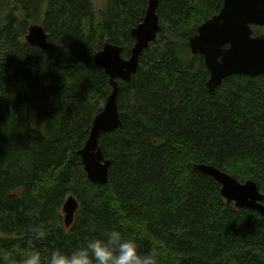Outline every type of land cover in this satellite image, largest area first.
<instances>
[{
    "label": "trees",
    "instance_id": "obj_1",
    "mask_svg": "<svg viewBox=\"0 0 264 264\" xmlns=\"http://www.w3.org/2000/svg\"><path fill=\"white\" fill-rule=\"evenodd\" d=\"M223 2L159 0L158 39L131 82L119 81L121 125L99 136L110 161L102 186L79 154L112 92L94 57L106 43L131 55L149 0H0V264L32 249L70 252L110 229L156 250L158 264H264V217L228 204L194 168L212 165L264 194V74L230 76L211 92L189 45ZM35 25L50 51L27 42ZM70 196L79 210L66 228Z\"/></svg>",
    "mask_w": 264,
    "mask_h": 264
},
{
    "label": "water",
    "instance_id": "obj_2",
    "mask_svg": "<svg viewBox=\"0 0 264 264\" xmlns=\"http://www.w3.org/2000/svg\"><path fill=\"white\" fill-rule=\"evenodd\" d=\"M158 4L159 0H149L144 20L132 30L135 45L128 58L123 57L121 46L110 43L94 57L95 64L109 75L112 87L103 111L93 121L85 147L79 152L87 177L94 184L108 183L110 161L102 154L99 136L103 132H115L121 125L117 102L119 81L131 82L143 52L157 41L161 31ZM253 27L264 28V0H224L220 12L204 22L190 38L192 54L203 56L210 72L206 84L209 91H215L233 75L257 77L264 74V34L255 35ZM26 40L44 51L53 48L41 26H32ZM194 168L220 183L221 194L228 204L256 210L264 217V194L255 182L241 183L209 164H197ZM78 210L79 202L70 196L63 207L66 228L72 226Z\"/></svg>",
    "mask_w": 264,
    "mask_h": 264
},
{
    "label": "clouds",
    "instance_id": "obj_3",
    "mask_svg": "<svg viewBox=\"0 0 264 264\" xmlns=\"http://www.w3.org/2000/svg\"><path fill=\"white\" fill-rule=\"evenodd\" d=\"M32 232L36 239L46 237L41 227L33 228ZM3 260L14 264L7 256ZM20 264H158V253L154 249L142 252L135 239L120 230L110 229L99 237L87 239L70 252L55 249L42 257L38 249H32L24 254Z\"/></svg>",
    "mask_w": 264,
    "mask_h": 264
},
{
    "label": "rangeland",
    "instance_id": "obj_4",
    "mask_svg": "<svg viewBox=\"0 0 264 264\" xmlns=\"http://www.w3.org/2000/svg\"><path fill=\"white\" fill-rule=\"evenodd\" d=\"M105 3V0H96V5L97 6H103V4ZM35 126H36V128L37 129H39L40 128V123H35Z\"/></svg>",
    "mask_w": 264,
    "mask_h": 264
},
{
    "label": "bare ground",
    "instance_id": "obj_5",
    "mask_svg": "<svg viewBox=\"0 0 264 264\" xmlns=\"http://www.w3.org/2000/svg\"><path fill=\"white\" fill-rule=\"evenodd\" d=\"M35 26H40V25H35ZM42 27V26H41ZM31 28V27H30ZM30 28H29V30H30ZM43 28V27H42ZM28 33H29V31H28ZM28 33H27V35H28ZM49 36V35H48ZM27 37V36H26ZM49 42H50V40H49ZM51 43V42H50ZM52 44V43H51ZM52 46H53V44H52ZM210 79V78H209ZM209 81V80H208ZM207 81V82H208ZM207 84V83H206ZM207 88V87H206Z\"/></svg>",
    "mask_w": 264,
    "mask_h": 264
}]
</instances>
